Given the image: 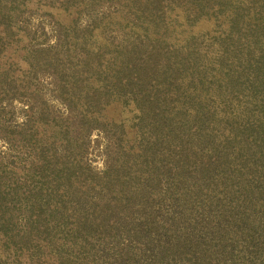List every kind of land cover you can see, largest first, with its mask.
Returning a JSON list of instances; mask_svg holds the SVG:
<instances>
[{
  "label": "trees",
  "instance_id": "1",
  "mask_svg": "<svg viewBox=\"0 0 264 264\" xmlns=\"http://www.w3.org/2000/svg\"><path fill=\"white\" fill-rule=\"evenodd\" d=\"M0 140V264H264V0H0Z\"/></svg>",
  "mask_w": 264,
  "mask_h": 264
},
{
  "label": "rangeland",
  "instance_id": "2",
  "mask_svg": "<svg viewBox=\"0 0 264 264\" xmlns=\"http://www.w3.org/2000/svg\"><path fill=\"white\" fill-rule=\"evenodd\" d=\"M28 26L32 30H37V39H35L37 42H45L47 39L51 40V32L50 27L47 24L44 17L39 15H31L27 16L26 18ZM40 27L45 28L46 34L43 36L42 31L40 30ZM53 106L57 109L60 108V105L56 102H51ZM20 114H16V118H13V120H19ZM104 144H105V138L102 133H100L97 130H94L90 135V144L87 151V162L90 163V165L95 170H100L103 168L104 165ZM4 150L3 142L0 140V151Z\"/></svg>",
  "mask_w": 264,
  "mask_h": 264
}]
</instances>
